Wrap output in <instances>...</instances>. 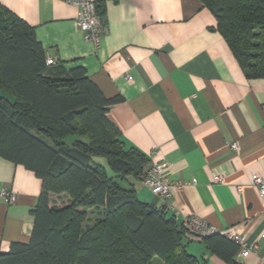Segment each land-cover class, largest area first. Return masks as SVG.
I'll list each match as a JSON object with an SVG mask.
<instances>
[{
    "label": "crops",
    "instance_id": "obj_1",
    "mask_svg": "<svg viewBox=\"0 0 264 264\" xmlns=\"http://www.w3.org/2000/svg\"><path fill=\"white\" fill-rule=\"evenodd\" d=\"M71 1L0 5L33 28L52 64L83 68L106 98H121L107 118L148 165H165L161 178L173 186L165 202L134 181L140 200L166 205L179 223L194 217L214 234L233 231L256 248L241 257L238 247L232 264H264V196L252 181L264 180V79L245 77L200 0H90L107 27L98 48L84 39ZM41 188L32 171L0 157V254L29 242ZM3 191L16 202L5 203ZM185 245L200 264H227L202 239Z\"/></svg>",
    "mask_w": 264,
    "mask_h": 264
},
{
    "label": "trees",
    "instance_id": "obj_2",
    "mask_svg": "<svg viewBox=\"0 0 264 264\" xmlns=\"http://www.w3.org/2000/svg\"><path fill=\"white\" fill-rule=\"evenodd\" d=\"M200 1L245 77L264 79V0ZM47 61L33 28L0 5V157L42 182L29 242L11 244L0 264H200L166 205L137 196L149 160L106 116L121 98H106L83 68ZM202 241L232 264L234 241Z\"/></svg>",
    "mask_w": 264,
    "mask_h": 264
},
{
    "label": "built area",
    "instance_id": "obj_3",
    "mask_svg": "<svg viewBox=\"0 0 264 264\" xmlns=\"http://www.w3.org/2000/svg\"><path fill=\"white\" fill-rule=\"evenodd\" d=\"M71 3L77 7L75 22L83 32L84 39L98 48L103 36L107 33V27L97 12L96 4L90 0H74ZM47 63L52 64L53 62L48 60ZM127 80L130 81L131 77H127ZM231 149L237 151L238 147L236 144H232ZM164 167L165 165L163 163L148 165V167L143 169L140 184L152 195L168 202L171 198L173 186L161 178ZM212 180L217 184L223 182V178L217 175ZM252 181L258 190L259 196H264V180L258 175H254ZM2 197L7 204L16 202V195L14 193L3 191ZM182 225L186 230V237L192 240H201L205 236L216 233L214 227L194 217L185 219ZM224 235L238 245L241 257H247L256 248L254 245L247 247L245 239L233 233V231L226 232ZM262 237L264 238V236Z\"/></svg>",
    "mask_w": 264,
    "mask_h": 264
},
{
    "label": "rangeland",
    "instance_id": "obj_4",
    "mask_svg": "<svg viewBox=\"0 0 264 264\" xmlns=\"http://www.w3.org/2000/svg\"><path fill=\"white\" fill-rule=\"evenodd\" d=\"M155 263L158 264V260H155Z\"/></svg>",
    "mask_w": 264,
    "mask_h": 264
}]
</instances>
